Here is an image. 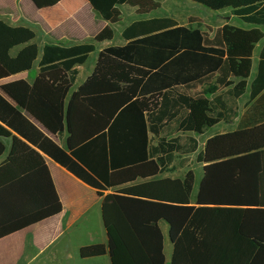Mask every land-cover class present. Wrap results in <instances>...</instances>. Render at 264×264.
Returning <instances> with one entry per match:
<instances>
[{
  "label": "trees",
  "instance_id": "trees-1",
  "mask_svg": "<svg viewBox=\"0 0 264 264\" xmlns=\"http://www.w3.org/2000/svg\"><path fill=\"white\" fill-rule=\"evenodd\" d=\"M31 1L36 7L43 8L60 0ZM193 1L212 10L230 9L246 22H264V0ZM88 3L102 20L109 23L120 20L121 4L135 6L139 16L159 7L155 0H88ZM121 34L127 40L126 44L101 49L93 71L69 98L74 66L82 64L95 50L92 43L45 44L38 74L31 84L18 79L0 85L11 101L48 132L56 136L67 133L66 148H63L0 93V136L13 138L9 160L0 165V238L61 210L42 152L94 187L99 195L108 188L146 178L142 183L114 189L102 198L101 204L105 227L114 231L133 264H164L163 236L158 226L161 219L169 225V238L173 243L171 264H260L264 257V237H252L251 252L240 255L227 251L230 246H240V239L213 237L209 243L207 238L193 235L194 207L188 205L193 173L188 171L182 180L157 177L164 160H170L173 153L180 150L179 143L160 139L149 157L144 152L146 122L151 120V113L157 112V119L165 115V103H178L189 109L180 121V126L186 129L201 132L213 123L205 111L208 106L206 93L214 87H207L192 96L177 92L174 86L184 84L189 87L190 82L206 80L215 72L219 73L217 82L222 84L233 72L240 78L237 85L242 88L249 60L234 63L226 59L220 40L209 45L200 29L179 25L172 17H143L131 22ZM112 36L113 30L106 25L94 39L101 41ZM33 38L34 33L29 27L11 26L0 20V80L31 69L38 55ZM15 46L22 47L11 56L10 50ZM261 76L264 79V69ZM144 114H147L146 118ZM127 120L139 121L137 126L142 129L143 138L141 134L136 137L135 124ZM258 129H264V124L207 139L200 155L206 165L198 203L206 200L203 192L211 181L209 171L213 167H227L232 172L231 181L246 183L248 211H264L260 209L263 207L255 205L263 201L264 192L260 188L264 180V141L257 139ZM119 130L127 134L121 138L116 133ZM106 133L110 137L107 157L110 172L100 180L97 173L77 156L76 148L91 147ZM2 149L0 143V152ZM121 149H127V154L123 155ZM154 152H161L162 156L154 157ZM236 155L238 157H234ZM19 157L27 167L21 169L19 176L4 181L9 162L15 165ZM243 167H247L246 175L241 172ZM35 174L39 176V184L32 179ZM210 200L230 202L229 198L223 197ZM213 206L199 207V210H211L216 217H222L221 212L235 210L233 205ZM43 209L47 210L42 212ZM242 232L243 223L238 227V233ZM208 244L214 250L210 254L202 252ZM114 250L115 243L109 235L106 244L84 245L79 254L81 257L113 255Z\"/></svg>",
  "mask_w": 264,
  "mask_h": 264
},
{
  "label": "crops",
  "instance_id": "crops-1",
  "mask_svg": "<svg viewBox=\"0 0 264 264\" xmlns=\"http://www.w3.org/2000/svg\"><path fill=\"white\" fill-rule=\"evenodd\" d=\"M155 1L159 3V7L145 16H139L135 6L121 4L119 5L120 20L116 23H109L102 20L91 9L88 0H60L53 6L43 8L36 7L31 0H0V20L11 26L29 27L34 33L32 42L38 48V55L30 70L3 78L0 80V85L18 79L31 84L38 74L39 60L45 44L70 46L92 43L95 45V50L89 53L82 64L74 66L73 84L68 92L69 98L71 93L93 71L100 50L108 46L126 44L127 40L122 37V30L131 22L143 17H172L179 25L200 29L209 45H215L220 40L226 59L233 60L234 63L248 59V74L242 88L237 85L240 78L233 72L229 73L222 84L217 82L219 73L215 72L206 80L190 82L189 87H185L184 84L174 86L177 92H186L192 96L202 93L207 87H214L206 93L208 106L205 111L213 123L204 127L201 132L180 126L181 119L186 117L189 109L178 103L173 104V102L164 104L163 108L167 112L160 119L156 118L157 112L151 113V120L146 122L144 129L147 141L144 152L148 157L160 139L165 142L175 140L180 146V150L174 152L170 160L166 159L161 164L158 178L170 177L182 180L188 171L193 173L192 189L188 198V205L194 207L192 211L195 216V224L192 227L193 235L205 237L209 243L213 237L240 239V246H230L227 251L240 255L247 254L253 248L252 237H264V211H248L249 203L245 199L246 183L231 181L232 172L227 167H213L209 171L211 181L205 185V192H203L206 200L198 203V194L205 176L204 166L206 165L200 155L207 139L215 135L264 124V79L261 76L264 69V22L260 24L246 22L236 17L230 9L212 10L193 0ZM205 16L207 20L204 19ZM189 21L193 24L190 25ZM120 22L123 24L117 28ZM106 25L113 30L112 38L96 41L94 35ZM21 47H13L10 55L15 56ZM12 50L13 53H11ZM91 54L93 55L92 60L89 59ZM0 93L21 113L33 120L49 138L59 146L66 148V132L60 136L48 132L23 108L11 101L1 89ZM176 109L178 112H174ZM146 115L144 114L145 118ZM127 122L135 124L136 137L141 134L143 138L142 129L137 126L139 121L135 120L132 123V120H127ZM12 133L15 134L13 131ZM116 133L121 138L127 134L123 130ZM256 137L264 141V129H258ZM109 138L106 133L101 135L97 143L91 147L82 145L76 148L77 156L97 173L100 180L110 172L107 162L110 154ZM0 143L3 146L0 152V165H3L9 160L13 138L0 136ZM121 150L123 155L127 154V149ZM40 153L59 196L61 210L58 214L1 237L0 264H133L114 231L105 227L101 204L102 198L114 189L142 183L146 181V178H137L132 183L108 188L102 191V195H99L94 187L74 176L46 154ZM152 155L161 157L162 153L154 152ZM26 167L27 164L22 161V157H19L15 165L9 162L7 172L3 176L4 181L19 176L21 169ZM241 172L246 175L247 167L241 168ZM32 179L39 184L38 175L35 174ZM33 186L36 187V184ZM260 188L264 190V180ZM215 197L229 198L230 202L210 200ZM213 205H233L235 210L229 213L226 211L219 213L224 214L222 217H216V213L211 210L204 208L199 210V207H214ZM255 205L264 209V192L263 201ZM49 208L50 205L47 209ZM47 209H43L42 212ZM241 223H243V232L239 234L238 227ZM158 226L163 236L164 264H171L173 243L169 238V225L161 219L158 221ZM109 235L115 243L113 255L80 256V247L96 243L106 244ZM210 247L211 245L208 244L207 248H202V252L209 254L211 251L214 252ZM241 258L244 260L245 256ZM259 262L264 264V257Z\"/></svg>",
  "mask_w": 264,
  "mask_h": 264
},
{
  "label": "rangeland",
  "instance_id": "rangeland-1",
  "mask_svg": "<svg viewBox=\"0 0 264 264\" xmlns=\"http://www.w3.org/2000/svg\"><path fill=\"white\" fill-rule=\"evenodd\" d=\"M197 7H201V6H197ZM204 19H206L207 20V16H205V18ZM190 23V25H192L193 23H192V21H189ZM122 24H123V22H120V23H118V25L116 26L117 28L118 27H120V26H122ZM14 51L12 50L11 51V53H13ZM90 60H92L93 59V55L91 54V56H90V58H89Z\"/></svg>",
  "mask_w": 264,
  "mask_h": 264
}]
</instances>
